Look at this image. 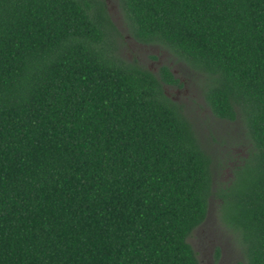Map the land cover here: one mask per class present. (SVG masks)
I'll use <instances>...</instances> for the list:
<instances>
[{
  "label": "trees",
  "instance_id": "obj_1",
  "mask_svg": "<svg viewBox=\"0 0 264 264\" xmlns=\"http://www.w3.org/2000/svg\"><path fill=\"white\" fill-rule=\"evenodd\" d=\"M117 2L136 40L203 75L248 155L215 181L164 92L180 81L116 54L103 0H0V264H199L212 197L245 264H264V0Z\"/></svg>",
  "mask_w": 264,
  "mask_h": 264
},
{
  "label": "rangeland",
  "instance_id": "obj_2",
  "mask_svg": "<svg viewBox=\"0 0 264 264\" xmlns=\"http://www.w3.org/2000/svg\"><path fill=\"white\" fill-rule=\"evenodd\" d=\"M103 1L106 14L115 28L112 34L116 40V54L124 61L136 63L154 74L165 66L180 81L181 86H165L164 92L182 106L201 142L218 159L215 181L228 186L234 168L242 164L248 155L241 122L214 117L204 98L203 75L165 46L140 43L131 35L117 0ZM219 204L220 201L214 197L209 200L207 218L192 233L189 243L196 252L199 264H245L240 243L220 219Z\"/></svg>",
  "mask_w": 264,
  "mask_h": 264
}]
</instances>
